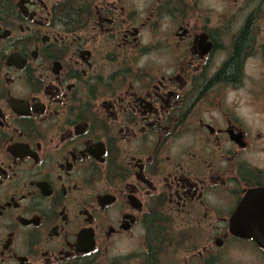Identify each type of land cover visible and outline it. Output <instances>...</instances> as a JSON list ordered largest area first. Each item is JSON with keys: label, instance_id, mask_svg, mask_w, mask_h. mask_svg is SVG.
<instances>
[{"label": "flooded vegetation", "instance_id": "af4514ba", "mask_svg": "<svg viewBox=\"0 0 264 264\" xmlns=\"http://www.w3.org/2000/svg\"><path fill=\"white\" fill-rule=\"evenodd\" d=\"M202 6L0 0V264H264L229 232L264 189V0Z\"/></svg>", "mask_w": 264, "mask_h": 264}, {"label": "water", "instance_id": "95a60500", "mask_svg": "<svg viewBox=\"0 0 264 264\" xmlns=\"http://www.w3.org/2000/svg\"><path fill=\"white\" fill-rule=\"evenodd\" d=\"M230 234L241 240H251L264 249V189L246 192L229 219Z\"/></svg>", "mask_w": 264, "mask_h": 264}, {"label": "rangeland", "instance_id": "374dc122", "mask_svg": "<svg viewBox=\"0 0 264 264\" xmlns=\"http://www.w3.org/2000/svg\"><path fill=\"white\" fill-rule=\"evenodd\" d=\"M223 1L224 0H201V4L207 9L208 12H210V14H214L218 11ZM255 255L257 254L253 253L251 249L242 246H240V249H238L236 252V256L238 257L240 264L253 262L252 256Z\"/></svg>", "mask_w": 264, "mask_h": 264}]
</instances>
